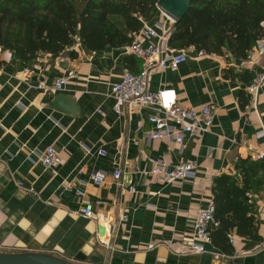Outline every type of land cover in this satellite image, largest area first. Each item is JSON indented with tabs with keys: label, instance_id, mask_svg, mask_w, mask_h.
I'll use <instances>...</instances> for the list:
<instances>
[{
	"label": "crops",
	"instance_id": "0c3cea01",
	"mask_svg": "<svg viewBox=\"0 0 264 264\" xmlns=\"http://www.w3.org/2000/svg\"><path fill=\"white\" fill-rule=\"evenodd\" d=\"M145 24L158 35L170 29L158 8ZM148 40L143 30L136 38ZM187 53L176 71L156 70L150 90L173 89L185 108L218 111L208 132L179 146L148 137L153 110L114 111L112 86L142 70L131 46L92 52L76 40L58 58L30 63L0 48V253L68 264H264V188L242 201L244 215L232 211L228 231L216 232L205 253L190 248L197 216L214 204L215 181L229 175L242 187L237 161L264 159V39L246 59ZM257 77L263 86L253 98L247 89ZM63 78L64 90L51 92ZM50 147L62 158L54 168L40 158ZM156 162H194L196 175L165 184L152 174ZM96 173L107 176L102 187L92 183ZM86 206L93 218L81 214ZM248 218L254 237L242 223Z\"/></svg>",
	"mask_w": 264,
	"mask_h": 264
},
{
	"label": "trees",
	"instance_id": "16d2710c",
	"mask_svg": "<svg viewBox=\"0 0 264 264\" xmlns=\"http://www.w3.org/2000/svg\"><path fill=\"white\" fill-rule=\"evenodd\" d=\"M159 0H0V48L23 63L41 55L60 57L76 40L89 51L132 46ZM264 39V0H193L186 17L172 27L168 45L177 51L193 49L206 55L246 59ZM237 180L223 175L215 181L214 205L220 225L244 215L249 193L264 188V159H239ZM261 172L262 175L258 176ZM249 208V207H248ZM228 216V220L225 219ZM235 220V219H234ZM253 220L242 221L255 236ZM232 224V222H231Z\"/></svg>",
	"mask_w": 264,
	"mask_h": 264
},
{
	"label": "built area",
	"instance_id": "2783aa9c",
	"mask_svg": "<svg viewBox=\"0 0 264 264\" xmlns=\"http://www.w3.org/2000/svg\"><path fill=\"white\" fill-rule=\"evenodd\" d=\"M164 21L170 26L167 34L158 35L154 28L144 25L143 32L149 39L147 43L135 42L131 46V52L142 62V70L138 74L126 72L121 82L112 86L111 94L115 99L114 111L121 114L125 107L143 110L150 109L154 113L147 117L148 123L153 126V130L147 135L151 140H173L177 145L182 146L188 136H194L203 132H208L214 124L217 114L215 104H205L198 108H185L178 103L177 92L173 89H162L158 92L150 90V80L152 74L158 70L176 71L181 64H184L189 56L187 51H177L169 47L168 37L172 27L177 23V19L158 7ZM158 38L157 43L150 40ZM205 55L204 53H198ZM69 78L54 81L49 90L51 92H62ZM263 86V78L257 77L248 87V93L253 98L258 94ZM260 133L259 136H263ZM101 155H105L102 152ZM260 155L259 158H262ZM41 161L46 168H54L62 163L60 154L52 147L47 148L41 155ZM196 164L185 162L178 166L169 167L165 162H156L152 174L159 177L165 184H172L176 181L192 179L196 175ZM116 182L120 180V172L113 174ZM92 183L97 187H102L107 180L106 174L96 173L92 176ZM134 192V188H130ZM78 196H83L82 191L77 192ZM81 214L85 218H93L94 210L91 206L81 209ZM126 220V217L122 218ZM220 223L216 219V208L214 204L201 211L194 224L195 241L191 244V252L202 254L211 244V232L219 227Z\"/></svg>",
	"mask_w": 264,
	"mask_h": 264
},
{
	"label": "water",
	"instance_id": "95a60500",
	"mask_svg": "<svg viewBox=\"0 0 264 264\" xmlns=\"http://www.w3.org/2000/svg\"><path fill=\"white\" fill-rule=\"evenodd\" d=\"M193 0H159L158 6L177 21L188 14ZM0 264H68L50 255L36 253H0Z\"/></svg>",
	"mask_w": 264,
	"mask_h": 264
}]
</instances>
